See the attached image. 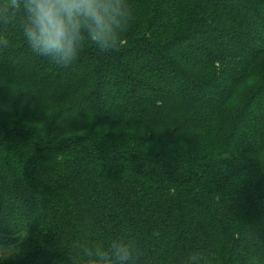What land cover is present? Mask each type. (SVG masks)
<instances>
[{
  "label": "trees",
  "instance_id": "obj_1",
  "mask_svg": "<svg viewBox=\"0 0 264 264\" xmlns=\"http://www.w3.org/2000/svg\"><path fill=\"white\" fill-rule=\"evenodd\" d=\"M118 52L0 49V264H264V0H129ZM72 257V260L70 259Z\"/></svg>",
  "mask_w": 264,
  "mask_h": 264
},
{
  "label": "clouds",
  "instance_id": "obj_2",
  "mask_svg": "<svg viewBox=\"0 0 264 264\" xmlns=\"http://www.w3.org/2000/svg\"><path fill=\"white\" fill-rule=\"evenodd\" d=\"M133 19L129 0H0V49L9 46V26L18 25L31 49L59 67L80 57L85 44L99 54L118 52ZM82 261L73 264H141L143 249L135 237L78 246ZM199 253L189 257L197 264Z\"/></svg>",
  "mask_w": 264,
  "mask_h": 264
}]
</instances>
